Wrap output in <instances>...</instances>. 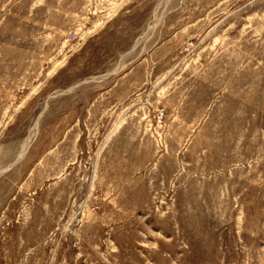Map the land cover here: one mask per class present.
<instances>
[{
	"label": "rangeland",
	"instance_id": "rangeland-1",
	"mask_svg": "<svg viewBox=\"0 0 264 264\" xmlns=\"http://www.w3.org/2000/svg\"><path fill=\"white\" fill-rule=\"evenodd\" d=\"M0 264H264V0H0Z\"/></svg>",
	"mask_w": 264,
	"mask_h": 264
},
{
	"label": "bare ground",
	"instance_id": "bare-ground-1",
	"mask_svg": "<svg viewBox=\"0 0 264 264\" xmlns=\"http://www.w3.org/2000/svg\"><path fill=\"white\" fill-rule=\"evenodd\" d=\"M24 146H26V147H27V142H26V141L24 142Z\"/></svg>",
	"mask_w": 264,
	"mask_h": 264
}]
</instances>
